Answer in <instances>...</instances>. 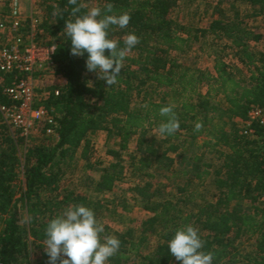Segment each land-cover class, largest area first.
Listing matches in <instances>:
<instances>
[{"label":"trees","instance_id":"1","mask_svg":"<svg viewBox=\"0 0 264 264\" xmlns=\"http://www.w3.org/2000/svg\"><path fill=\"white\" fill-rule=\"evenodd\" d=\"M88 1L92 0H77L74 5L70 0H43L41 27L54 39L49 42L57 48L55 71L62 77L50 87L59 94L44 102L58 123L53 147L27 143L0 112V216H9L4 229L0 227V264H48L47 225L69 206L92 209L100 222L106 209L100 201L75 189L58 199L54 191L63 179V164L72 163L80 150L81 158L88 159L89 136L101 130L117 136L119 150L110 151L117 157L137 137V154L132 158L135 175L153 178L150 169L155 167L183 181L176 200L153 198L147 187H136L148 215L139 233L128 229L117 234L121 246L109 264H180L170 254L168 241L187 225L198 230L202 251L213 254V264H264V126L250 123L252 134L244 128L253 108L264 109V49L252 44L262 41L264 33L246 22L264 16V0H238L245 9L234 0H217L205 27L175 20L171 13L177 0H97L101 9L112 4L109 14L131 16L126 28L110 27L109 39L123 48L127 34L139 38L127 53L118 82L110 87L97 72L87 70V53L71 55L70 38L63 31L65 22L87 13ZM227 1L229 11L223 6ZM76 8L79 11L74 12ZM196 44L201 49L211 45V69L196 61H179L177 54L192 51ZM227 48L237 61L221 55ZM105 54L110 55V50ZM15 75L0 71V106L13 104L6 88ZM151 89H160L163 96L154 98ZM164 106L172 107L179 122L172 135L159 131L168 119L160 114ZM151 130L160 137L150 136ZM208 150L219 165L205 161ZM172 153L186 157V167L178 170ZM21 173L20 200L29 215L31 242L20 226L15 199ZM117 174L115 168H105L99 191H112ZM208 177L215 189L210 201L201 189ZM31 244L39 249L36 262Z\"/></svg>","mask_w":264,"mask_h":264},{"label":"rangeland","instance_id":"2","mask_svg":"<svg viewBox=\"0 0 264 264\" xmlns=\"http://www.w3.org/2000/svg\"><path fill=\"white\" fill-rule=\"evenodd\" d=\"M216 1L217 0H177L171 15L175 20L183 24L193 22L200 27H205L212 20ZM234 1L241 6V9L246 8V5L241 3V1ZM230 3V1H227L223 4L228 11ZM20 5L24 21V38H35L41 42H53L54 39L49 38L46 35L45 29L41 27L45 8L43 0H21ZM85 6L89 10L91 7H98L99 3L97 0H92L86 2ZM7 8L8 2L0 0V12L7 10ZM32 11L38 13L40 20V25L35 31L30 30V13ZM246 22L248 26L264 33V16L249 19ZM209 43H211L210 40ZM222 44L220 45V49L224 47L226 42ZM252 44L258 50L264 49V39L259 42H253ZM210 46L207 45L201 49L200 44H196L192 51L186 54H177V57L179 61H196L201 67L210 69L214 61V56L209 54L211 50L209 48ZM221 55H224L225 59L228 61H237L230 48L225 49ZM56 81L57 83L62 82V77L58 76ZM151 93L154 98L163 96V92L160 89H151ZM149 134L150 136L160 137L157 130H151ZM28 143L53 147L55 139L52 137L46 138L41 133L36 132L29 139ZM136 143L137 137H133L129 143L128 149L119 151L117 157L116 154L110 153L111 150H119L117 136L114 134L109 135L108 132L101 130L91 136V150L88 159L81 158L80 150L72 163L69 164L65 162L63 164L64 176L58 184L57 189L54 191V194L59 196L58 199H62L68 191L75 189L77 192L89 197L93 201H100V205L106 208L100 217V223H102L104 227H107L103 232L104 238L110 236L117 238L118 233L128 229H133L137 233L140 232L141 222L147 217L148 213L144 207L142 197L138 194L136 189L137 186L147 187L148 193H152L153 198L176 200L177 187L179 183L183 182L179 177L171 178L172 174L168 170H157L155 167L150 169V172L155 174L153 178H141L135 175L133 172L132 158L137 154ZM22 151H25V145L22 146ZM171 157L174 159V166L178 170L181 165L186 167V157H179L176 153H172ZM205 161L212 163L214 167L220 163L217 156L209 150L206 152ZM214 167L211 168L212 171H214ZM105 168H115L116 172H118L117 179L112 191L100 192L98 189V181ZM20 176L21 180L15 187V199H17L20 226L22 229H25L24 235L31 242L33 237L30 233V225L28 224L29 215L25 208L26 206H24V202L20 200L21 193L24 189V175L21 173ZM201 189L206 192L205 194L209 201L214 199L213 193H215V189L212 184V177L207 178L205 185ZM125 205L126 209H124ZM8 217L7 215L0 216L1 230L4 229ZM30 247L33 259L36 262L39 249H34L32 244Z\"/></svg>","mask_w":264,"mask_h":264},{"label":"clouds","instance_id":"3","mask_svg":"<svg viewBox=\"0 0 264 264\" xmlns=\"http://www.w3.org/2000/svg\"><path fill=\"white\" fill-rule=\"evenodd\" d=\"M70 3L75 5L77 0H70ZM112 7L111 3L106 9L91 7L83 16L65 22L63 29L70 38L71 55L87 53V70L97 72L109 87L118 82L127 53L139 43L134 33L127 34L123 48L108 38L111 26L126 28L131 20L128 13L109 14ZM77 11L79 8L74 9ZM106 50H110V55L105 54ZM160 114L168 118L161 124L160 133L174 134L179 129V122L172 107H162ZM196 127L199 129L200 125ZM103 232L104 226L92 209L84 205L67 207L47 225L45 251L48 264H109L110 258L119 251L121 241L114 236L102 239ZM203 247L204 242L192 225L176 230L168 241L170 254L180 264H213V254L202 251Z\"/></svg>","mask_w":264,"mask_h":264},{"label":"built area","instance_id":"4","mask_svg":"<svg viewBox=\"0 0 264 264\" xmlns=\"http://www.w3.org/2000/svg\"><path fill=\"white\" fill-rule=\"evenodd\" d=\"M4 1L8 2V8L0 12V71L16 75L6 88L13 104L0 106V112L27 143L36 132L56 139V115L44 104L52 94H59V90L52 92L50 89L56 85L58 77L54 59L56 44L24 38L21 0ZM30 14V30L35 31L40 25L38 13L32 11ZM249 115V123L244 128L245 133L252 134L254 130L250 123L258 122L264 126V109L253 108ZM40 126H46L45 130H40Z\"/></svg>","mask_w":264,"mask_h":264},{"label":"crops","instance_id":"5","mask_svg":"<svg viewBox=\"0 0 264 264\" xmlns=\"http://www.w3.org/2000/svg\"><path fill=\"white\" fill-rule=\"evenodd\" d=\"M263 17V16H262ZM211 69V68H210ZM98 131H96V132H94L95 134L97 133ZM93 133V134H94ZM93 134H91L90 136H89V140H90V143H91V136L93 135ZM80 156H81V153H80Z\"/></svg>","mask_w":264,"mask_h":264}]
</instances>
